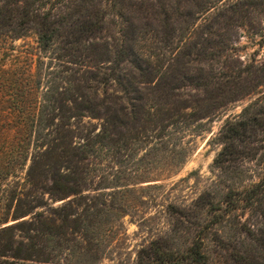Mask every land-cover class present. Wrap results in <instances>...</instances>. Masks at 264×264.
<instances>
[{
	"label": "rangeland",
	"instance_id": "1",
	"mask_svg": "<svg viewBox=\"0 0 264 264\" xmlns=\"http://www.w3.org/2000/svg\"><path fill=\"white\" fill-rule=\"evenodd\" d=\"M91 1L103 28L86 40L96 43L90 64L99 53L100 61L128 54L119 65L122 84L105 87L123 97L124 109L114 120L87 114L63 120L58 109L40 114L51 117L56 135L49 151L24 140L21 126L44 102L46 72L62 67L53 59L63 53L61 44L45 54L34 34L0 40V219L9 218L3 225L29 219L19 210L39 204L42 219L68 240L60 264H136L153 241L183 251L197 240L205 264H247L237 252L251 258L264 199L220 223L213 216L221 211L209 212L208 202L264 180L259 127L236 140L238 154L222 168L215 164L229 145L227 128L260 119L264 109L262 0ZM99 64L92 66L109 71L110 61ZM55 167L70 191L53 200ZM236 219L246 223L241 230L231 224ZM254 252L264 264L261 247ZM175 264L197 263L181 252Z\"/></svg>",
	"mask_w": 264,
	"mask_h": 264
},
{
	"label": "trees",
	"instance_id": "2",
	"mask_svg": "<svg viewBox=\"0 0 264 264\" xmlns=\"http://www.w3.org/2000/svg\"><path fill=\"white\" fill-rule=\"evenodd\" d=\"M66 1L68 0H0V40L6 37L16 39L34 34L42 53L53 52L54 54L57 43L61 44L63 50V53L54 54L53 58L59 61L62 67L46 72L47 85L43 95L44 102L37 108L36 118L24 120L21 126V131H24L21 137L28 141L32 139L39 141L37 147L45 148L43 152L54 148L52 140L56 135L51 127V117L43 118L44 116L40 114L44 115L58 109V116L63 120L85 114L93 118L107 117L109 120H114L117 117V111L124 109L119 105V99L123 97L119 94L107 93L105 87L111 86V83L122 84L119 65L127 59L128 54H124V51L121 52V56L118 55L113 60L106 58L108 62H111L110 66L105 67L109 69L107 72L102 73L99 70L103 67L94 68L92 65H100L99 63L107 61L105 58L100 61L99 57L102 56L98 57L101 54L97 49L99 62L90 64L91 60H94L96 43L89 45L86 43L87 38L94 36L103 28L100 12L91 0H71V6L75 4L71 8L68 3H65ZM262 3L264 4V0L257 4ZM90 49H92V54H87ZM99 90L105 94L104 97L101 98ZM127 93L128 89L124 88V94ZM259 113H261L260 119L250 116L234 122L227 128L224 141L229 145H226L215 159L218 167L222 168L231 155L238 154L236 140L246 141L251 136L250 132L256 127L264 131V120L262 119L264 109ZM66 178L67 175L59 172L56 167L51 171L52 183L48 189L53 200L54 197L57 199L69 194V187L65 183ZM231 191L234 190L231 189ZM263 199L264 180H259L242 190L229 192L226 198L218 204L209 201L208 211L220 210L221 212L217 215L213 213L214 221L220 223L235 214L237 209L254 207V204H260ZM38 205L25 204L24 208L19 210L18 216L31 214L29 219L7 225L3 223L8 222V217L0 219V264H60V255L65 249H69L68 240L63 232L56 233L53 230L54 226L42 219L43 212L37 210ZM60 208L64 210L66 207L61 206ZM65 217L66 214L63 215L62 220ZM261 217L263 229L256 228L255 232L258 236L252 238L255 242L252 247L253 251L248 249L244 251L251 252V258L244 254L241 255L240 251L237 252L238 257L248 259H246L247 264H263L255 260L254 252L257 247H261L264 251V212ZM52 222L55 223V220L52 219ZM231 224L235 229L241 230L246 223H241L236 219ZM252 225L253 228L256 226ZM246 230L248 234H254L251 225H248ZM181 252L182 256H190L197 264H205L207 261L204 246L199 240L187 246L183 251L181 249L165 250L157 241H153L149 249L139 253L136 264H175Z\"/></svg>",
	"mask_w": 264,
	"mask_h": 264
}]
</instances>
